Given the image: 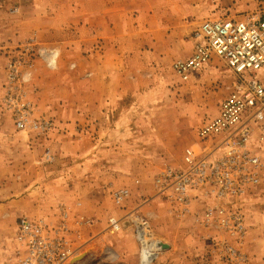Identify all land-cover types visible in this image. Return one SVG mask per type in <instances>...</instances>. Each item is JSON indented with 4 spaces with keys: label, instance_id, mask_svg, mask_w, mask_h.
Segmentation results:
<instances>
[{
    "label": "rangeland",
    "instance_id": "rangeland-1",
    "mask_svg": "<svg viewBox=\"0 0 264 264\" xmlns=\"http://www.w3.org/2000/svg\"><path fill=\"white\" fill-rule=\"evenodd\" d=\"M89 1L0 0V203L13 200L14 212L0 218V264H16L19 257V217L54 224L60 207L72 232L78 231L73 240L81 247L69 264H131L121 251L133 255L136 249L138 256L132 213L148 219L152 239L160 243L150 264H264V123L248 147L257 166L244 173L253 182L244 183L239 192L216 197L209 190H192L182 201L173 185L158 184L166 168L185 170L186 149L202 155L197 130L215 115L234 78L214 59L181 82L172 63L190 54L203 20L264 17V1L144 0L162 26L157 33L164 51L156 58L128 60L134 68L120 81L118 103L102 110L103 119L86 107L88 43L57 35L72 27L65 11L77 4L86 8ZM170 8L174 14L168 17L162 11ZM66 31L68 35L70 28ZM151 40L149 35L143 47ZM50 53L55 57L48 67L41 55ZM20 55H36L22 89L31 106L30 120L52 122L45 134L18 131L2 105L7 64L21 61ZM75 97L78 108L71 107ZM74 148L77 155L70 154ZM120 189L129 196L117 207L112 195ZM109 217L120 220V231L108 230ZM81 221L89 223L77 227ZM168 241L180 252L170 253Z\"/></svg>",
    "mask_w": 264,
    "mask_h": 264
},
{
    "label": "built area",
    "instance_id": "built-area-1",
    "mask_svg": "<svg viewBox=\"0 0 264 264\" xmlns=\"http://www.w3.org/2000/svg\"><path fill=\"white\" fill-rule=\"evenodd\" d=\"M41 56L45 57L48 67L53 64L55 55ZM33 57L35 59L36 55H20L21 61L7 64L2 105L11 114L18 131L30 129L45 134L52 129V122L30 120L31 106L25 101L22 89V84L30 78ZM214 59L222 62L234 78L215 115L197 130L203 153L197 155L193 149H186L183 156L185 170L166 168L158 183L160 186L164 183L173 185L182 201L192 190H209L216 197L235 194L244 183L253 182L244 171L257 166V159L249 154L248 147L254 131L264 123V17L250 14L203 20L195 32L190 54L176 59L171 70L179 81L186 82ZM128 196L127 189L117 190L112 195L113 202L120 207ZM59 211L60 220L54 224L24 215L18 218L15 243L19 257L16 264H69L79 254L81 247L73 240L78 231L73 229L72 232L67 222L68 214L61 207ZM131 217L133 235L139 244L138 264H150L160 251V243L152 239L145 216L132 213ZM88 223L76 222V226ZM107 224L111 233L120 231L119 219L109 217Z\"/></svg>",
    "mask_w": 264,
    "mask_h": 264
},
{
    "label": "crops",
    "instance_id": "crops-1",
    "mask_svg": "<svg viewBox=\"0 0 264 264\" xmlns=\"http://www.w3.org/2000/svg\"><path fill=\"white\" fill-rule=\"evenodd\" d=\"M160 2L162 3L161 0ZM151 8V4L144 0H90L86 8H83L82 4H77L65 11V16L69 14L72 19V27L61 29L62 31L58 30L60 32L57 35H64L62 40L69 38L73 42L86 40L88 43L89 54L86 56V68L90 75L86 82V107L92 109V114L95 113L98 116L100 114L102 119L105 116V113L101 114L102 110H107L106 108L118 103V98L122 93L120 81L131 74L134 68L133 64L129 67L128 60L156 58L160 52L164 51L165 47L159 42L160 37L157 33L162 26L155 21ZM162 12L169 17L174 14V9L170 8ZM85 16L86 21H84ZM68 28L70 31L67 35ZM140 35L145 39L151 35L154 42L149 41V46L144 48L145 39L136 40V37ZM46 99V97L41 98L44 104H47ZM77 100V97L72 98V108H78ZM91 117L93 118L90 116V119ZM59 120L66 122L68 118ZM73 150L70 154L77 155V149ZM92 150H95V147ZM88 152L92 153L91 150ZM146 192L150 193L151 190ZM12 202L13 200H6L0 203V218L8 219L14 216ZM168 244L170 253L176 249L180 252V247H176L174 242ZM121 253L126 262L128 260L134 264L137 261L136 249L133 250V255L126 249H122Z\"/></svg>",
    "mask_w": 264,
    "mask_h": 264
},
{
    "label": "water",
    "instance_id": "water-1",
    "mask_svg": "<svg viewBox=\"0 0 264 264\" xmlns=\"http://www.w3.org/2000/svg\"><path fill=\"white\" fill-rule=\"evenodd\" d=\"M162 248L166 247V245H161Z\"/></svg>",
    "mask_w": 264,
    "mask_h": 264
}]
</instances>
